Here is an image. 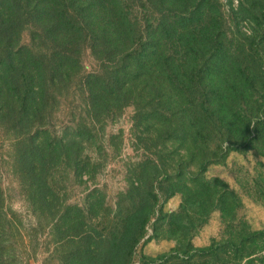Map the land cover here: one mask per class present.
Instances as JSON below:
<instances>
[{"label": "rangeland", "instance_id": "1", "mask_svg": "<svg viewBox=\"0 0 264 264\" xmlns=\"http://www.w3.org/2000/svg\"><path fill=\"white\" fill-rule=\"evenodd\" d=\"M167 3L138 73L84 47L49 94L0 35V264H264V0Z\"/></svg>", "mask_w": 264, "mask_h": 264}, {"label": "trees", "instance_id": "2", "mask_svg": "<svg viewBox=\"0 0 264 264\" xmlns=\"http://www.w3.org/2000/svg\"><path fill=\"white\" fill-rule=\"evenodd\" d=\"M167 2L0 0V35L11 32L2 40L5 51H8V47L20 36L18 31H29L24 55L30 69V92L36 95V78L40 73L49 72L50 85L45 87L49 94L55 90L54 79L59 77L63 81L64 77H71L72 69L79 65L80 50L84 47L89 48L100 63H110L122 75L133 71L138 73L142 60L149 63V58L154 56L151 51L147 53L141 48L163 45L168 40L171 21L176 19H171ZM12 54H15L14 51ZM149 68L147 65L144 70ZM101 74L97 71L95 79L100 81ZM89 78L82 79L78 85L86 93L91 92ZM97 85L98 88H107L106 85ZM39 147L40 150L36 146L37 151L31 148L29 152L39 157L44 146ZM38 162H33L35 169L34 163Z\"/></svg>", "mask_w": 264, "mask_h": 264}]
</instances>
